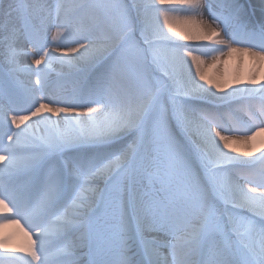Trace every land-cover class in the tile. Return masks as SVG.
<instances>
[{"label": "snow or ice", "instance_id": "obj_1", "mask_svg": "<svg viewBox=\"0 0 264 264\" xmlns=\"http://www.w3.org/2000/svg\"><path fill=\"white\" fill-rule=\"evenodd\" d=\"M258 74L264 0H0V264H264Z\"/></svg>", "mask_w": 264, "mask_h": 264}, {"label": "bare ground", "instance_id": "obj_2", "mask_svg": "<svg viewBox=\"0 0 264 264\" xmlns=\"http://www.w3.org/2000/svg\"><path fill=\"white\" fill-rule=\"evenodd\" d=\"M129 1V0H128ZM258 6V0H255ZM133 3V2H130ZM179 28V25H177ZM178 43H189L192 46H196L197 42L195 41H178ZM30 63V61H28ZM202 71L208 76L210 79L214 81L217 80H247L250 77V74L255 71V68L252 62L245 61V59L238 53L233 54L231 57H226L225 62L220 63L219 65L213 66L212 62L209 63L202 68ZM259 79H264V75L258 74ZM264 139V137H257L256 145L259 146L260 141ZM259 153H257L258 155ZM4 234L14 236L16 238H22V234L19 233V229L14 225L6 226L3 229ZM78 256L83 257V253H78ZM86 263V257H83Z\"/></svg>", "mask_w": 264, "mask_h": 264}, {"label": "rangeland", "instance_id": "obj_3", "mask_svg": "<svg viewBox=\"0 0 264 264\" xmlns=\"http://www.w3.org/2000/svg\"><path fill=\"white\" fill-rule=\"evenodd\" d=\"M130 2H133V0H129V1H128L129 4H132V3H130Z\"/></svg>", "mask_w": 264, "mask_h": 264}]
</instances>
